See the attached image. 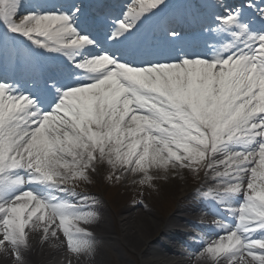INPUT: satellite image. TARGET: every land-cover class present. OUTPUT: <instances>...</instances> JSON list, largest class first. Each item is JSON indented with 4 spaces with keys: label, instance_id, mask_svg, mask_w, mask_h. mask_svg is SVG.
I'll return each mask as SVG.
<instances>
[{
    "label": "snow or ice",
    "instance_id": "snow-or-ice-1",
    "mask_svg": "<svg viewBox=\"0 0 264 264\" xmlns=\"http://www.w3.org/2000/svg\"><path fill=\"white\" fill-rule=\"evenodd\" d=\"M164 4L136 0L111 39L133 33ZM17 7L18 0H0V25L38 48L74 59L84 82L62 90L47 111L0 83V251L5 243L14 252L26 247L30 227L47 236L57 221L70 252L91 250L82 239L90 233L80 225L93 223L92 214L31 190L16 191L25 183L61 191L65 184L87 180L88 171L105 160L150 181V169L196 171L220 155L223 175L232 181L223 196L243 192L246 203L238 208L236 226L204 253L216 264L221 257L248 264L246 256L252 264H264V238L250 235L264 233V33L249 32L232 12L221 23L243 43L225 45L228 55L137 67L111 53L90 54L94 41L78 34L69 15H28L17 24ZM244 173L250 175L242 189Z\"/></svg>",
    "mask_w": 264,
    "mask_h": 264
},
{
    "label": "bare ground",
    "instance_id": "bare-ground-1",
    "mask_svg": "<svg viewBox=\"0 0 264 264\" xmlns=\"http://www.w3.org/2000/svg\"><path fill=\"white\" fill-rule=\"evenodd\" d=\"M37 3L39 0H20L14 19L19 20L28 15H35L38 10L42 12V9L36 6ZM70 60L74 61L72 58ZM223 159L212 160L214 164L211 166L212 173L204 179L201 187V190L209 191L210 194L207 198L213 201L212 209L209 208L206 199L201 198L198 203H193L183 198L175 214L168 219L159 217L156 212H151L143 207L141 211L124 212L117 224L109 225L104 219V215L101 214L102 209L90 203L85 197L78 196L63 187L61 191L48 190L40 185H31L30 189L29 187L26 189L24 184L16 191L31 190L48 198H57L58 201L68 199L80 203V208L77 209L78 213L92 214L93 223L80 225L85 232L90 233V236L82 237V239L91 244V250L81 254L70 252L63 233L57 227V221L49 229L47 236L42 230H34L31 227L26 229L28 244L26 247L20 246L15 252L10 245L5 243L4 250L0 251V264H114L107 258V254L112 248L111 245L115 244L114 241L119 243L116 250L122 247L123 249L128 248L139 257L138 262L132 264H216L204 253V249L211 241L233 228L228 225L224 227L225 224L219 221L213 223L211 219L220 220L224 216H230V213L235 214L238 209L232 210L231 207H234L237 201H240L239 205H243V201L240 199H244L243 192L239 196L224 197L223 194H219L218 186L210 185V182L215 178L213 173H216L218 169L225 168L220 164ZM128 173L131 171L128 170ZM19 175L22 176V172ZM243 176L242 189H245L249 176L246 173ZM24 178L26 180L27 176ZM231 182L230 180L229 183ZM235 197L236 199H234ZM244 202L246 203L245 199ZM214 207L217 208L213 209ZM183 224L193 226L195 232L188 233L178 228ZM53 230L56 231L55 236L51 235ZM116 233H119L118 237ZM250 235L253 239L264 238V233ZM192 239H195V243H191ZM179 245L185 247L179 248ZM260 251L253 249L255 254H259ZM17 253L19 258H17ZM243 259L248 264H252L250 256ZM219 264H229V261L226 257H221ZM236 264L239 262L237 261Z\"/></svg>",
    "mask_w": 264,
    "mask_h": 264
},
{
    "label": "rangeland",
    "instance_id": "rangeland-1",
    "mask_svg": "<svg viewBox=\"0 0 264 264\" xmlns=\"http://www.w3.org/2000/svg\"><path fill=\"white\" fill-rule=\"evenodd\" d=\"M221 157L224 158L217 155L212 159L219 160ZM212 159H206L203 165L196 166V171L179 166H170L167 171L150 169L148 173L151 177L150 181L145 180L142 173H128V170L120 168L113 169L106 160L103 163L98 161L94 165V170L88 171L87 180H76L66 186L81 189L83 192L79 193L81 196H87L84 193H95L96 196L91 198V203L98 207L95 200H100L103 204L102 213L104 210L109 225L117 224L124 212L141 211L143 207L156 212L159 217L168 219L175 214L181 200L186 198L189 191L194 187L199 188L203 179L209 176L208 171L213 166L210 163ZM252 166L247 165L249 168ZM224 172L225 169H222L217 175L225 176ZM188 201L191 202L192 199L189 198ZM116 234L118 237L119 233ZM114 243L115 246L111 245L112 248L107 254L108 261L114 264L138 262L139 257L130 249L122 247L116 250L119 243L117 241Z\"/></svg>",
    "mask_w": 264,
    "mask_h": 264
}]
</instances>
